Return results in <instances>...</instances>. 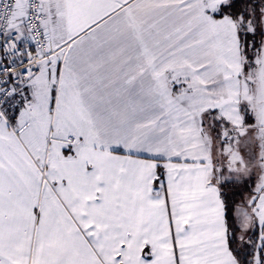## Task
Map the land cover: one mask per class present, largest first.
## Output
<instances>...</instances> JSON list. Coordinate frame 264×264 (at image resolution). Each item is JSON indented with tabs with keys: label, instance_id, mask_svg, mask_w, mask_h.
Segmentation results:
<instances>
[{
	"label": "snow or ice",
	"instance_id": "obj_1",
	"mask_svg": "<svg viewBox=\"0 0 264 264\" xmlns=\"http://www.w3.org/2000/svg\"><path fill=\"white\" fill-rule=\"evenodd\" d=\"M0 264H264V0H0Z\"/></svg>",
	"mask_w": 264,
	"mask_h": 264
}]
</instances>
